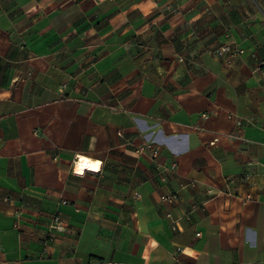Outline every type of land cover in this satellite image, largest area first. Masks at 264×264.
I'll return each mask as SVG.
<instances>
[{
	"label": "crops",
	"instance_id": "0c3cea01",
	"mask_svg": "<svg viewBox=\"0 0 264 264\" xmlns=\"http://www.w3.org/2000/svg\"><path fill=\"white\" fill-rule=\"evenodd\" d=\"M259 61L264 0H0V264H264Z\"/></svg>",
	"mask_w": 264,
	"mask_h": 264
},
{
	"label": "built area",
	"instance_id": "2783aa9c",
	"mask_svg": "<svg viewBox=\"0 0 264 264\" xmlns=\"http://www.w3.org/2000/svg\"><path fill=\"white\" fill-rule=\"evenodd\" d=\"M102 1V0H100ZM243 53V50L240 49L237 45H234V44H223L221 45L220 47L218 48H215L213 51H212V54L215 56V57H223L225 55H227V57L231 60L237 56H240L241 54ZM258 65H264V62L262 61H259ZM216 142V140L214 139L213 141H211L209 143V146H212L214 145V143ZM148 152L150 154V156L155 159L157 156H158V149L155 148L153 146V144L150 142V143H145L141 148H138L136 150V152L138 153H141V152ZM79 158L80 156L78 155H75L74 157V160L72 162L73 164V173L76 174V175H83L84 173L80 174L76 171V167L79 165ZM100 166L98 167L97 170H95L94 172H99L100 171ZM175 169V165H172L171 167V170ZM85 172V171H83ZM222 193H226L228 195H231V193L228 191V190H223L221 191ZM136 196L139 197V195L137 194ZM176 198V194H171V195H167V196H161V199L163 201H166V202H173ZM251 197L249 195L246 196L245 200H250ZM61 203H66L65 200H61ZM166 217L168 219L171 220V229L172 230H178V226L176 224V221L172 219L171 215L168 213L166 215ZM14 227H17V224L14 225ZM64 227H65V223H64V220L63 218L61 217V215L58 213V212H54L51 216H50V219H49V222L47 224V228H46V231H45V236H44V239H43V251H46L47 247L52 243L54 242L55 238H56V234L63 231L64 230ZM200 233H196V236H199ZM176 252H181V248H177L176 249ZM96 264H121V263H116V262H112V261H105V260H100V261H97ZM173 264H194V263H182V262H179V260H176Z\"/></svg>",
	"mask_w": 264,
	"mask_h": 264
},
{
	"label": "bare ground",
	"instance_id": "6f19581e",
	"mask_svg": "<svg viewBox=\"0 0 264 264\" xmlns=\"http://www.w3.org/2000/svg\"><path fill=\"white\" fill-rule=\"evenodd\" d=\"M97 164V162H92L89 159L85 157H80L79 158V165L76 167V171L80 174L84 173L83 171H95L97 170L96 168H93L92 165ZM78 169L80 171H78Z\"/></svg>",
	"mask_w": 264,
	"mask_h": 264
},
{
	"label": "clouds",
	"instance_id": "9594fccd",
	"mask_svg": "<svg viewBox=\"0 0 264 264\" xmlns=\"http://www.w3.org/2000/svg\"><path fill=\"white\" fill-rule=\"evenodd\" d=\"M92 167L98 169V167H99V163H97V164H95V165H92ZM78 171H80V170L78 169Z\"/></svg>",
	"mask_w": 264,
	"mask_h": 264
}]
</instances>
